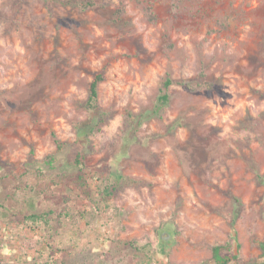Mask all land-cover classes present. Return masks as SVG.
<instances>
[{
    "label": "rangeland",
    "instance_id": "374dc122",
    "mask_svg": "<svg viewBox=\"0 0 264 264\" xmlns=\"http://www.w3.org/2000/svg\"><path fill=\"white\" fill-rule=\"evenodd\" d=\"M201 70L211 90L174 83L127 116ZM98 71L110 117L82 190L70 144ZM0 162V264H214L225 242L231 264H264V0H0ZM109 172L136 183L97 211Z\"/></svg>",
    "mask_w": 264,
    "mask_h": 264
},
{
    "label": "trees",
    "instance_id": "16d2710c",
    "mask_svg": "<svg viewBox=\"0 0 264 264\" xmlns=\"http://www.w3.org/2000/svg\"><path fill=\"white\" fill-rule=\"evenodd\" d=\"M94 6L93 2H84L79 5L81 10H86L92 8ZM205 73L201 70L197 78L195 80H184V81H173L172 79L166 77L165 80L162 82V87L160 89L159 95L156 98V107L154 108L153 112L146 113L135 119L132 117L130 113L127 116L136 123V125L142 123L143 118L146 119L150 117V115L156 114L161 110L162 107L169 103V94L168 89L169 87L176 83L180 85L187 91L196 92L199 90H206L209 91L213 88V84L210 81L206 80ZM104 81V73L103 71L96 72L92 80L90 81L88 88H87V98L85 103L83 104V109L87 112L94 113L92 119L81 126L76 127V137L75 140L70 144L71 151L73 153L72 157V165L76 167L79 171V174L76 175V183L82 190L87 188V178L85 176V172H83L84 168V149L87 143L89 142V137L95 135L101 130V126L106 123L108 118L110 117V113L108 111L103 110L98 104V87ZM156 109V111H155ZM51 138L55 145V151H60L64 143L61 142L56 138L54 133L51 134ZM34 150L31 147L28 157L30 159L33 158ZM45 165H51L54 161V155L49 154L44 157L42 160ZM4 164L0 162V168ZM95 181H98L96 188V208L108 210L111 208V201L116 192H118L123 186L129 185L132 183H136V180L131 178H127L120 173H113L109 172L104 177L99 176L95 178ZM233 200L236 204H239V200L236 197H233ZM24 221L26 224H30L32 226L37 225L38 223H47L46 214H29L24 216ZM168 235V234H167ZM235 240L233 237H231ZM164 240V239H163ZM127 244L133 247L138 254H142L145 257H149L152 254V249L150 243H146L141 247L136 246L135 240L127 242ZM261 256H264V243L260 245ZM210 260L213 261L214 264H231L232 262L237 261V256L234 254L232 250L231 243L225 242L222 244L213 245L210 249ZM206 264V263H201Z\"/></svg>",
    "mask_w": 264,
    "mask_h": 264
}]
</instances>
